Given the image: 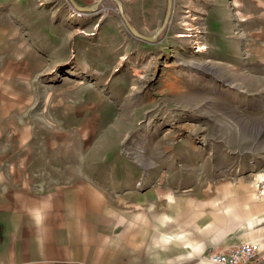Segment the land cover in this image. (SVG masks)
Returning a JSON list of instances; mask_svg holds the SVG:
<instances>
[{"label":"rangeland","instance_id":"374dc122","mask_svg":"<svg viewBox=\"0 0 264 264\" xmlns=\"http://www.w3.org/2000/svg\"><path fill=\"white\" fill-rule=\"evenodd\" d=\"M75 1L0 0L8 186L83 212L87 264L264 248V0H172L152 40L122 13L151 36L168 0Z\"/></svg>","mask_w":264,"mask_h":264},{"label":"crops","instance_id":"0c3cea01","mask_svg":"<svg viewBox=\"0 0 264 264\" xmlns=\"http://www.w3.org/2000/svg\"><path fill=\"white\" fill-rule=\"evenodd\" d=\"M1 168L0 264H87L83 260L88 241L80 230L87 223L84 213L26 197L19 188L8 186ZM192 168L196 171L195 164Z\"/></svg>","mask_w":264,"mask_h":264},{"label":"built area","instance_id":"2783aa9c","mask_svg":"<svg viewBox=\"0 0 264 264\" xmlns=\"http://www.w3.org/2000/svg\"><path fill=\"white\" fill-rule=\"evenodd\" d=\"M215 264H264V249L254 240L227 242L209 255Z\"/></svg>","mask_w":264,"mask_h":264},{"label":"water","instance_id":"95a60500","mask_svg":"<svg viewBox=\"0 0 264 264\" xmlns=\"http://www.w3.org/2000/svg\"><path fill=\"white\" fill-rule=\"evenodd\" d=\"M71 3L77 8V9H80V10H87V9H93L92 7H88V6H81L79 5L75 0H70ZM119 6V8L121 9V12H122V2L121 0H115ZM171 7H172V0H168V9H167V12H166V17L162 23V25L157 29V31L155 32L154 35H151V36H148V35H144L143 33L139 32L128 20V18L124 15V13H122L125 21H126V24L128 25V27L130 28L131 32L136 35L137 37L139 38H143V39H148V40H152L160 31L161 29L166 25L167 23V20L170 16V13H171Z\"/></svg>","mask_w":264,"mask_h":264},{"label":"bare ground","instance_id":"6f19581e","mask_svg":"<svg viewBox=\"0 0 264 264\" xmlns=\"http://www.w3.org/2000/svg\"><path fill=\"white\" fill-rule=\"evenodd\" d=\"M151 122V121H150Z\"/></svg>","mask_w":264,"mask_h":264}]
</instances>
